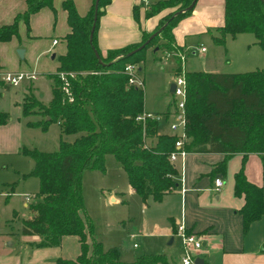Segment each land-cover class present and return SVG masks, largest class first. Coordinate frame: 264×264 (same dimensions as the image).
Here are the masks:
<instances>
[{
	"label": "trees",
	"instance_id": "obj_1",
	"mask_svg": "<svg viewBox=\"0 0 264 264\" xmlns=\"http://www.w3.org/2000/svg\"><path fill=\"white\" fill-rule=\"evenodd\" d=\"M51 1L25 0V9L10 23L0 26V42L17 36L19 19L28 29L30 15L43 7L50 8ZM93 2L85 14L79 15L73 0L61 1L69 31L64 36L65 52L56 56V70L48 74L52 80L51 97L47 104H42L27 94L20 106L22 116L36 113L41 117L34 122L27 121L28 126L45 130L53 122L58 124L61 135H76L72 141L60 138L55 151L21 147L20 152L33 162L31 170L22 177L37 178L38 200L28 205L29 216L21 220L20 233L37 236L38 241L30 243L36 248L57 246L62 237L76 236L77 256L74 259L58 257L56 264H173L164 254H144L131 263H123L115 248L103 249L101 242L93 237L92 223L84 210L81 175L86 169L104 173L105 156L112 155L141 201L148 198L160 201L163 194L176 187L177 169L168 161V155L175 149L177 135L157 134V121L150 117L135 119L146 113L143 92L141 86L127 84L128 76L123 68L131 64L139 70L149 48L153 56L157 52H181L174 46L172 28L190 13L195 1L190 9L186 8L192 0L155 1L144 11L145 18L164 11L154 29L141 31L138 42L104 53L96 46L95 32L98 18L109 0H97L101 10L97 11L89 43ZM137 9L133 7V18L138 22ZM159 28L157 34L136 49ZM213 30L217 36L213 35L212 40L218 44L224 43L226 35L234 37L250 32L264 55V0H223V23ZM91 45L99 55V62ZM173 58L175 74L179 72L180 62L177 55ZM183 73L185 140L182 149L222 154L223 159L212 173L224 172L226 161L233 154L242 155L240 167L233 174V194L243 198L236 213L244 234L249 224L260 217L264 206V185L251 183L243 172L246 156L263 151L264 68L239 73ZM162 116L166 117L167 112ZM7 118V113L0 111V125ZM261 248L264 250V244Z\"/></svg>",
	"mask_w": 264,
	"mask_h": 264
},
{
	"label": "rangeland",
	"instance_id": "obj_2",
	"mask_svg": "<svg viewBox=\"0 0 264 264\" xmlns=\"http://www.w3.org/2000/svg\"><path fill=\"white\" fill-rule=\"evenodd\" d=\"M53 7V2L51 1ZM44 12L38 15L33 14L28 19V29L22 19L17 22V37H11L2 51L4 64L7 71H21L38 74L34 81L37 92L36 100L45 104L50 96L48 74L55 72L56 59L51 60V53L58 55L62 46L61 36L64 35L65 22H60L56 13H51L48 19ZM45 16V17H44ZM37 34L35 39L30 36ZM217 33H209L199 39H193V46L202 45L205 51L199 55L194 49L188 51L184 56V71L205 70L223 73H239L254 69L264 68V55L261 48L254 43L252 33H241L234 38L227 37L223 44L215 43L212 36ZM50 39L57 40L52 50H45ZM9 44V45H8ZM27 49L24 58L19 59L15 56L16 50ZM10 47V49L8 48ZM18 49V48H17ZM150 50V48L148 49ZM148 50L145 52L143 63L140 69H135V74L142 81L141 89L143 92V109L150 113L162 115L165 111H173L176 108L178 97H174L169 92V84L173 81L172 57H166L164 53L157 52L155 56L150 55ZM23 51V50H22ZM29 52L33 54L30 56ZM183 54V53H182ZM35 68H26L32 65ZM175 66L173 65V69ZM1 82V81H0ZM2 83V82H1ZM4 84V83H3ZM19 94V93H18ZM9 98L0 101V109L8 112V118L15 119V110L11 108ZM19 122L22 125L19 138L21 144L26 148H35L40 151H55L58 147V140L61 137L64 141H72L76 135L59 134L56 123H49L45 130L39 127L27 128L25 121H37L41 117L37 114L22 116L18 114ZM162 117V116H161ZM174 120V115L168 116V123ZM158 130H168L164 120L158 122ZM8 134H11L8 132ZM259 161L264 165L263 154ZM31 159L18 152L8 150V145L1 148L0 145V240L3 245L13 242L16 248L17 240L21 236L20 228L22 217L27 214V208L23 206L25 195L30 196L28 204L38 200V180L34 176L22 177L23 173L30 171ZM260 184L264 185L262 170L259 172ZM81 189L83 196V206L88 215L93 229V237L101 242L104 249L115 248L118 258L123 263H131L138 256L144 254L173 255L178 260L179 252L177 249L178 238L174 237L171 244H167L170 236L164 235L162 229L167 226L168 221L164 215L162 206L157 203L149 202V207L144 208L143 203L137 195L127 194V180L124 171L113 158L107 155L104 160V173L86 169L81 175ZM112 194L118 201H108L107 195ZM264 203V193H263ZM17 212V217L12 216V212ZM257 224H264V206ZM250 225V224H249ZM249 228V226H248ZM4 240H6L4 242ZM88 241V239H86ZM68 255H72L71 246L66 244ZM219 260L217 255L214 256Z\"/></svg>",
	"mask_w": 264,
	"mask_h": 264
},
{
	"label": "crops",
	"instance_id": "obj_3",
	"mask_svg": "<svg viewBox=\"0 0 264 264\" xmlns=\"http://www.w3.org/2000/svg\"><path fill=\"white\" fill-rule=\"evenodd\" d=\"M61 1L62 0H52L53 7H43L33 13L38 15L44 12L43 9L48 8V12L44 14L48 19L51 18L50 12L54 11L59 17L60 22H65V33L61 36L62 46L58 55L65 52L64 36L69 31L65 12L61 7ZM144 1L145 3H143L142 0H109L103 9V13L98 18L95 32L96 46L101 53H104L108 49H115L130 43L138 42L141 38V31L151 32L154 29L158 19L163 15L164 11L145 18L144 11L157 0ZM73 4L77 13L83 15L88 10L91 0H73ZM134 6L138 7V22L133 18ZM24 9L25 0H0V26L10 23L13 17L21 13ZM33 14L30 15L29 18L34 16ZM222 23L223 0H195L190 13L181 18L172 28L174 46L179 48L184 56L192 49L194 50L191 51V53L196 51L199 55H202L205 51L204 47L202 45L194 47L192 44L193 39H199L207 33L210 35L213 32L217 33L213 29L221 26ZM239 34L241 33L236 35ZM37 36L39 35L33 34L30 38L35 39ZM227 37L230 36L226 35L224 40ZM52 40L55 39H50L45 50H52V48L57 45V40L54 44H52ZM7 42L9 41L0 42L1 70L7 69L4 64V57L1 55V52L6 50L4 45H6ZM200 47H203L202 51L199 50ZM8 48L10 49L9 46ZM17 48L19 49V47H15L14 44L13 50H17ZM22 50V57H19L17 53L15 54L19 59L24 58L27 53L25 47ZM148 52L150 55H153L150 50H148ZM29 54L31 56L33 53L29 52ZM52 54L53 57L51 58ZM51 55V60L56 59V56H58L56 53H51ZM166 57H170V55ZM171 57L173 65L175 66L174 58L173 56ZM173 65H171V69L174 74ZM29 66L35 68V62L33 61L32 65H26V68L28 67L27 69H29ZM205 72L217 71L208 70ZM46 77L49 80L50 88V96L46 101L48 102L51 97L52 80L48 75ZM36 79L37 78L34 80H23L16 86H10L0 82V101L3 98H9L12 105L11 108L15 110L14 114L16 119L14 121L13 118H7V121L0 125L1 148L4 145H8L9 151L19 153L21 147H25L21 144L19 138L22 125L19 122L18 114L21 112L20 106L25 95L31 94L36 98L35 94L37 92V87L34 83ZM0 111L8 114V112L3 109H0ZM165 112H167V116L164 117V120L168 130L159 131L157 125V134H175L176 132H173L169 127L170 123L174 122L175 119L169 123L167 121L168 116L174 115V111L173 113L170 111ZM162 119L163 116L157 121V124L162 121ZM26 122L27 121L24 122L26 127L32 128L28 126ZM10 130L11 134L9 135L8 132H10ZM149 142L150 140L147 139L146 143ZM262 154L263 151L261 154L249 153L243 165V172L247 180L256 185L260 184L261 179H259V172L261 170L262 177L264 176V165L259 161V157H261ZM241 157L242 155L240 153L233 154L227 159L224 172L215 173H212L214 166L223 159V155L220 153L185 152L184 155L178 156L175 159L172 164H174L178 174L176 187L163 194L160 201H152L150 198L142 201L145 209L149 207V202L157 203L162 206L164 215L168 221L167 226L164 227L162 231L164 235L170 236L169 240H171V242L168 243V240V245L171 244L174 241V237H176L174 235L175 227L178 224H182L186 232L195 234L201 240V247L196 252L197 258L202 260L201 264H264V250L261 248L264 244V224L258 225L256 222L257 220H255L250 223L249 228L243 234L241 231V219L236 213V210L239 209L243 203V198L242 196H235L233 194V174L240 167ZM31 164L33 165V162ZM215 177H219L222 180V185L218 191L213 189V179ZM127 194L129 196L136 195L128 183ZM107 198L108 201H118L112 194H108ZM28 201L24 200L23 203V206L27 209L29 205ZM12 216L14 218L17 217V212L13 211ZM28 216L29 211L27 210V214L25 217H22L20 221ZM20 235L21 236L17 240L16 248L13 247V242H9L8 245L4 246L2 243L3 241L0 240V264H56L55 260L58 257L74 259L79 253L78 240L77 237L73 235L62 237L57 246L39 248L30 245V243L38 241L39 238L37 236ZM5 241L6 240H4V242ZM66 244L72 247V255H68L64 252L66 251ZM177 249L179 252L178 260H175L173 255L167 256L164 253L162 254H164L171 263L179 264L181 255L179 240ZM215 255L219 257L218 261L214 258Z\"/></svg>",
	"mask_w": 264,
	"mask_h": 264
},
{
	"label": "built area",
	"instance_id": "obj_4",
	"mask_svg": "<svg viewBox=\"0 0 264 264\" xmlns=\"http://www.w3.org/2000/svg\"><path fill=\"white\" fill-rule=\"evenodd\" d=\"M145 3L144 0H142ZM56 40H52V44H54ZM200 51L203 50V47L199 48ZM166 56L177 55L179 58L180 66L179 72L174 74L173 78V91L171 94L174 97L180 98L176 103V108L174 110V122L170 123L169 127L173 132H176L177 135L176 140L174 141L175 149L171 151L168 155V161L173 163L178 156L184 155L185 151L182 149L183 141L185 140L183 133V107H184V98H185V79H184V69H183V61L184 55L181 52H176L175 54L165 53ZM123 71L127 74V84L129 85H137L141 86L142 82L138 79L135 74V67L131 64H126L123 68ZM36 78V74L33 71L30 72H21V71H7L0 70V81L4 84L10 86H16L23 80H34ZM60 78H63V75L60 74ZM144 117H150L155 121L161 119V116L158 114H150V113H142L137 116L135 119L137 121L142 120ZM222 185V180L219 177H215L213 179V189L218 191ZM30 196L25 195L24 200L28 201ZM174 235L179 240V248H180V263L179 264H193L194 258H197L196 252L201 247V240L198 236L193 233H188L185 231L182 224H178L175 227Z\"/></svg>",
	"mask_w": 264,
	"mask_h": 264
},
{
	"label": "water",
	"instance_id": "obj_5",
	"mask_svg": "<svg viewBox=\"0 0 264 264\" xmlns=\"http://www.w3.org/2000/svg\"><path fill=\"white\" fill-rule=\"evenodd\" d=\"M194 1H195V0H192L191 4H190L189 6H187L186 9H190L191 6H192V4L194 3ZM99 10H101V8H98V6H97V0H94V2H93V16H92L93 23H92V26H91V28H90L89 34H88V42H89V43L91 42V36H92V31H93L94 21H95V19H96L97 11H99ZM177 13H179V12L177 11V12H175L173 15H175V14H177ZM159 30H160V28H159L158 30L152 32V33L149 35L148 39L145 40V42H143V43H142L139 47H137L136 49H139L140 47H142V46H143V45H144V44H145L150 38H152L155 34H157ZM91 49H92V51H93V54H94L95 58H96L97 61L99 62V61H100V60H99V55H98L97 51L93 48L92 45H91ZM136 49H135V50H136ZM153 50H156V48H154ZM133 51H134V50H133ZM16 53H17V55H18L19 57H22V50H21V49H17V50H16ZM130 53H131V52H129V54H130ZM52 57H53V54L51 55V58H52ZM173 88H174V85H173V83L171 82V83L169 84V92H170V93L173 91ZM170 242H171V240L168 241V243H170ZM201 263H202V260H201L200 258H194V260H193V264H201Z\"/></svg>",
	"mask_w": 264,
	"mask_h": 264
}]
</instances>
